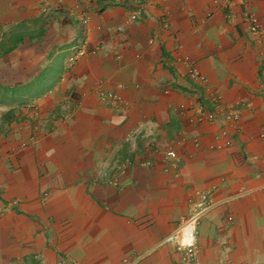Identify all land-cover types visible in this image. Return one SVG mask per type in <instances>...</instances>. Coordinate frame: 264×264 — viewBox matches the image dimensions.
Segmentation results:
<instances>
[{
  "label": "crops",
  "instance_id": "1",
  "mask_svg": "<svg viewBox=\"0 0 264 264\" xmlns=\"http://www.w3.org/2000/svg\"><path fill=\"white\" fill-rule=\"evenodd\" d=\"M0 89V264H264V0H0Z\"/></svg>",
  "mask_w": 264,
  "mask_h": 264
},
{
  "label": "rangeland",
  "instance_id": "2",
  "mask_svg": "<svg viewBox=\"0 0 264 264\" xmlns=\"http://www.w3.org/2000/svg\"><path fill=\"white\" fill-rule=\"evenodd\" d=\"M9 94H12V96H14V92L13 91H8L7 92L6 90L0 89V100L4 99L5 96H6V98H9L10 97V96H8ZM7 100H9V99H7ZM23 102H25V101H23ZM21 103H22L21 101H18L17 104H21ZM232 121L233 122H238L237 120H234V119H232ZM259 136H260L261 141L263 143V153H262V157H260V160L264 164V125H262L261 128H260ZM169 150H173V149H169ZM174 158H170V157L167 156V159H170V160H172ZM206 199L207 198H205V196H203V202H202V204L197 205V208L199 210H197L195 212V214L198 211H201V210L204 209V206L206 204L205 203ZM199 220H200V218H199L198 214L191 215L189 217H185V216L180 217L179 223H178L177 227L174 229V232H172L171 234L167 235L163 239L164 243H171V244H173L175 246L176 250L181 253L182 261L184 263H186V264H199L198 250H197V246H196V243H195V234H194L195 226L197 225ZM190 221H193L191 223V225H192V234H193V242H192V244H188L185 241V231H184L186 225ZM63 261L64 260L61 259L59 264H62ZM71 264H73V263H71Z\"/></svg>",
  "mask_w": 264,
  "mask_h": 264
},
{
  "label": "built area",
  "instance_id": "3",
  "mask_svg": "<svg viewBox=\"0 0 264 264\" xmlns=\"http://www.w3.org/2000/svg\"><path fill=\"white\" fill-rule=\"evenodd\" d=\"M133 17L135 18V15H133ZM257 28L256 22L254 24H252V29L255 30ZM185 61L188 63V75L191 79L195 80L196 82L203 84V85H207V81L205 79V77L197 70V68L194 66L193 63H191V60L188 57H185ZM213 98H218V95L216 93L212 94ZM209 118H212V114L209 113L208 115ZM234 120H239V115L238 114H234L233 118ZM166 155L170 158H174L176 156V153L173 150H168L166 152ZM193 221H190L187 225H186V229H189ZM185 229V230H186ZM184 230V231H185ZM193 235V234H192ZM185 241H186V232H185ZM187 242V241H186ZM193 242V241H192ZM188 243V244H192Z\"/></svg>",
  "mask_w": 264,
  "mask_h": 264
},
{
  "label": "bare ground",
  "instance_id": "4",
  "mask_svg": "<svg viewBox=\"0 0 264 264\" xmlns=\"http://www.w3.org/2000/svg\"><path fill=\"white\" fill-rule=\"evenodd\" d=\"M185 229H186V227H185ZM185 232H186V241L188 243H191L193 241L192 226H190L189 229H186Z\"/></svg>",
  "mask_w": 264,
  "mask_h": 264
}]
</instances>
